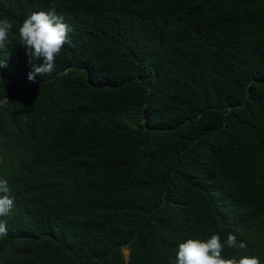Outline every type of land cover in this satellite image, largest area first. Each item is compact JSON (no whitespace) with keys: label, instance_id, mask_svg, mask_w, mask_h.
Returning a JSON list of instances; mask_svg holds the SVG:
<instances>
[{"label":"trees","instance_id":"1","mask_svg":"<svg viewBox=\"0 0 264 264\" xmlns=\"http://www.w3.org/2000/svg\"><path fill=\"white\" fill-rule=\"evenodd\" d=\"M38 11L71 31L30 81L18 28ZM0 18V264H175L213 233L264 264V0H0Z\"/></svg>","mask_w":264,"mask_h":264},{"label":"clouds","instance_id":"2","mask_svg":"<svg viewBox=\"0 0 264 264\" xmlns=\"http://www.w3.org/2000/svg\"><path fill=\"white\" fill-rule=\"evenodd\" d=\"M14 24L10 18H0V49L9 43ZM70 26L63 22L54 12L38 11L30 14L19 26L18 36L20 45L26 49L28 63L32 71L28 79L34 81L37 75L45 76L54 69L56 57L60 54L65 43L69 42ZM42 60V63H35ZM0 61V67H4ZM14 203L10 195L7 179H0V218L8 216ZM7 235V224L0 219V236ZM227 247L244 249L247 245L238 243L236 236L229 233L226 239ZM225 244L221 237L213 233L206 239L188 238L179 243L175 264H260L256 256L243 255L225 258L222 255Z\"/></svg>","mask_w":264,"mask_h":264},{"label":"rangeland","instance_id":"3","mask_svg":"<svg viewBox=\"0 0 264 264\" xmlns=\"http://www.w3.org/2000/svg\"><path fill=\"white\" fill-rule=\"evenodd\" d=\"M123 254H124V257H127V252L126 251H124Z\"/></svg>","mask_w":264,"mask_h":264}]
</instances>
